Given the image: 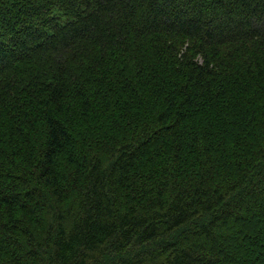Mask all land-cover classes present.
Segmentation results:
<instances>
[{
	"label": "trees",
	"instance_id": "trees-1",
	"mask_svg": "<svg viewBox=\"0 0 264 264\" xmlns=\"http://www.w3.org/2000/svg\"><path fill=\"white\" fill-rule=\"evenodd\" d=\"M0 264H264V0H0Z\"/></svg>",
	"mask_w": 264,
	"mask_h": 264
}]
</instances>
